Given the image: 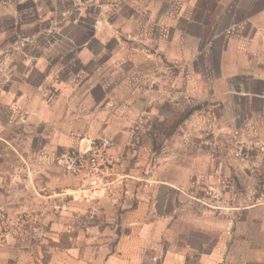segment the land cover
Here are the masks:
<instances>
[{"label": "crops", "instance_id": "crops-1", "mask_svg": "<svg viewBox=\"0 0 264 264\" xmlns=\"http://www.w3.org/2000/svg\"><path fill=\"white\" fill-rule=\"evenodd\" d=\"M149 1L142 3L144 23L153 21L161 52L186 64L187 77L188 67L193 73L208 69L209 81L201 85L206 82L217 106L235 99L237 117L250 123L251 131L258 129L264 121V0ZM121 17L122 30L151 37L143 21L139 31L131 29L138 22L134 13ZM173 21L176 25H169ZM190 41L196 44L186 46ZM143 83L154 86V95L136 97L131 81H0V214L34 215L47 231L44 253L10 235L0 258L13 264H264V239L256 237L264 234L262 218L236 222L233 238L226 222L218 238H205V227L180 221V179L165 171L178 165L164 154L165 147L151 168L143 148L137 153L127 142L136 118L163 122L179 96L195 100V81ZM117 85L128 89L121 97L113 94ZM98 87L100 96L94 92ZM179 89L186 92L180 95ZM193 113L181 126L186 133L195 132ZM201 116L210 125L216 117ZM96 137L113 140V154L125 147L126 156L114 167L110 186L84 201L78 180L64 171L58 155L88 148ZM142 142L150 150V138Z\"/></svg>", "mask_w": 264, "mask_h": 264}, {"label": "rangeland", "instance_id": "rangeland-1", "mask_svg": "<svg viewBox=\"0 0 264 264\" xmlns=\"http://www.w3.org/2000/svg\"><path fill=\"white\" fill-rule=\"evenodd\" d=\"M144 2L0 0V81H131L136 97L145 93L154 95V86L145 87L143 81H195L194 101L179 96L178 104L167 108L168 116L163 122L136 118L127 142L134 145L137 153L143 148L151 168L158 153L161 154L160 148L165 147L164 154L172 156L178 166L166 167L165 171L180 179L176 185L180 221L189 225L193 221L199 229L205 227L208 232L205 238L211 239L224 232L226 222L227 236L233 238L236 222L251 218L264 221V121L251 131L250 123L237 117L239 106L235 99L230 98L224 108H219L214 96L208 95L206 82L201 85L202 81H209L208 69L193 73L188 67L187 77L186 64L172 61L161 52L160 43L153 37L156 33L153 21L144 23L147 16ZM126 3L134 5V10ZM123 13H134L138 18L131 25L135 31L140 30L139 22L147 24L146 33L151 37L140 38L122 30ZM110 21L116 26L108 25ZM170 24L176 25L174 21ZM129 56L131 60L126 59ZM85 88L82 84L79 89ZM127 90L117 85L113 94L121 97ZM94 92L102 95L99 87ZM177 92L181 95L186 91ZM141 106L137 104L134 110L139 112ZM192 112L195 132L186 133L181 126L192 119ZM203 112L215 114L211 125L202 118ZM146 137L150 138L149 153L142 142ZM113 155L115 166H119L126 156L125 147ZM188 161L190 166L186 165ZM253 207L257 210L251 211ZM39 227L34 215L22 214L11 219L0 214V247L12 235L30 247H41L44 253L47 231ZM256 235L259 240L264 239V234ZM0 264L13 263L3 257Z\"/></svg>", "mask_w": 264, "mask_h": 264}, {"label": "built area", "instance_id": "built-area-1", "mask_svg": "<svg viewBox=\"0 0 264 264\" xmlns=\"http://www.w3.org/2000/svg\"><path fill=\"white\" fill-rule=\"evenodd\" d=\"M108 137L93 138L88 148H68L58 155V163L66 173L78 180L77 192L84 201L96 199L97 193L110 185L116 159Z\"/></svg>", "mask_w": 264, "mask_h": 264}]
</instances>
